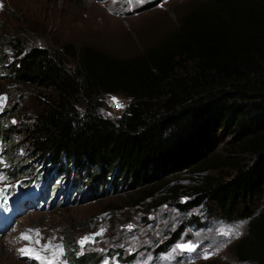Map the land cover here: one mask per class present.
<instances>
[{
  "label": "trees",
  "instance_id": "1",
  "mask_svg": "<svg viewBox=\"0 0 264 264\" xmlns=\"http://www.w3.org/2000/svg\"><path fill=\"white\" fill-rule=\"evenodd\" d=\"M5 41L13 57L8 77L41 91L24 127L26 142L49 160L92 169L85 181H76L84 186L79 194L87 188L93 193L107 169L112 188L124 182L152 197L159 187L161 202L174 200L179 186H168L167 178L217 169V176L201 174L193 186L197 196L177 206L187 210L206 200L218 217L244 219L234 255L242 264H264V208L257 209L253 199L264 183V0H204L168 35L128 58L70 47L77 57L72 68L62 51L24 46L20 35ZM105 93L127 98L115 118L99 112ZM8 130L0 124L1 139ZM225 136L229 152L253 160L213 157ZM12 148L6 146L5 155L9 171L17 174ZM54 186L57 193L61 184ZM69 253L72 264L100 261L94 253Z\"/></svg>",
  "mask_w": 264,
  "mask_h": 264
},
{
  "label": "rangeland",
  "instance_id": "2",
  "mask_svg": "<svg viewBox=\"0 0 264 264\" xmlns=\"http://www.w3.org/2000/svg\"><path fill=\"white\" fill-rule=\"evenodd\" d=\"M202 1L0 0V95H4L0 124L9 128L5 139L0 138V259L6 258V264H72V248L77 256L94 253L99 264H242L234 255L233 244L246 231L244 219L226 221L206 200L187 210L177 206L197 196L193 186L201 174L217 176V169L187 170L167 178L168 186H179L174 200L161 202L164 192L159 187L152 197H144V188H129L124 182L112 188L107 169L105 181L93 193L86 187L81 195L84 186L76 181H85L92 169L49 160L30 149L24 127L41 103V91L7 75L13 61L4 45L7 37L20 35L24 46L62 51L70 68L77 58L69 53L70 47L77 51L87 46L112 57L128 58L168 35L181 16ZM113 97L123 107L127 103L121 94L105 93L98 99L102 115L115 118L123 109L112 103ZM229 142L230 137L225 136L213 157L253 160L247 154L229 152ZM8 145L20 167L17 174L9 171ZM58 182L60 194L55 196L58 186L54 184ZM253 199L257 209L264 208V183ZM102 229V234L96 235ZM173 231L180 232L166 244ZM22 234L29 239H21ZM85 237L90 239L81 247L79 241ZM179 244L194 249L181 250ZM24 248L32 249L41 259L21 255ZM127 255L132 256L126 259Z\"/></svg>",
  "mask_w": 264,
  "mask_h": 264
},
{
  "label": "snow or ice",
  "instance_id": "3",
  "mask_svg": "<svg viewBox=\"0 0 264 264\" xmlns=\"http://www.w3.org/2000/svg\"><path fill=\"white\" fill-rule=\"evenodd\" d=\"M141 2H142V0H141ZM3 99H4V98L0 97V100H3ZM112 103H113V104H116L118 107H121V108L123 107V105L120 104V103L116 100L115 97L112 98ZM13 123H15V121H13ZM0 179H2V177H0ZM129 227H131V226H129ZM28 231L31 232L32 230L29 229ZM102 232H103V229L101 230L100 233H97L96 235H100V234H102ZM37 235H39L38 230H37ZM236 235L238 236L239 233H236ZM20 238H21V239H29V236H28L27 234H22ZM89 239H90L89 237H85L84 239H82L81 241H79L81 247H83V245H84L86 242H88ZM45 247L47 248L48 246L46 245ZM177 248H179V249H181V250H187V251L191 252V251H193L194 246H193V245H190V244H179V245H177ZM20 253H21V255L32 256V257L35 258V259H41V257H39L38 255H33V251H32V249H30V248H24V249H21V250H20ZM205 258H207V254L205 255ZM47 264H52V261H48ZM105 264H107V262H105Z\"/></svg>",
  "mask_w": 264,
  "mask_h": 264
},
{
  "label": "bare ground",
  "instance_id": "4",
  "mask_svg": "<svg viewBox=\"0 0 264 264\" xmlns=\"http://www.w3.org/2000/svg\"><path fill=\"white\" fill-rule=\"evenodd\" d=\"M7 262H8V260L6 258L0 259V264H6Z\"/></svg>",
  "mask_w": 264,
  "mask_h": 264
},
{
  "label": "water",
  "instance_id": "5",
  "mask_svg": "<svg viewBox=\"0 0 264 264\" xmlns=\"http://www.w3.org/2000/svg\"><path fill=\"white\" fill-rule=\"evenodd\" d=\"M0 97L4 98V95L1 94ZM3 103H4V99L0 100V110L2 109Z\"/></svg>",
  "mask_w": 264,
  "mask_h": 264
}]
</instances>
